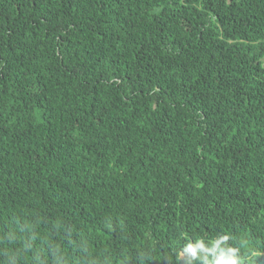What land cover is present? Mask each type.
<instances>
[{
    "label": "trees",
    "instance_id": "trees-1",
    "mask_svg": "<svg viewBox=\"0 0 264 264\" xmlns=\"http://www.w3.org/2000/svg\"><path fill=\"white\" fill-rule=\"evenodd\" d=\"M197 239L264 264V0H0V264Z\"/></svg>",
    "mask_w": 264,
    "mask_h": 264
},
{
    "label": "clouds",
    "instance_id": "clouds-1",
    "mask_svg": "<svg viewBox=\"0 0 264 264\" xmlns=\"http://www.w3.org/2000/svg\"><path fill=\"white\" fill-rule=\"evenodd\" d=\"M229 239L228 235L222 236L220 239H215L212 241L215 247H219L222 240ZM203 247V240L197 239V243L195 246H193L191 243H189L187 246L184 245L183 253H189L191 252L193 254L192 257H188L186 264H191V261L195 255V250L197 248ZM214 250V249H213ZM255 255H259V253H256ZM246 258L241 256L240 249L237 247L229 246L227 247V250L225 251L224 248H221L219 255L215 258L214 264H243L244 260Z\"/></svg>",
    "mask_w": 264,
    "mask_h": 264
}]
</instances>
